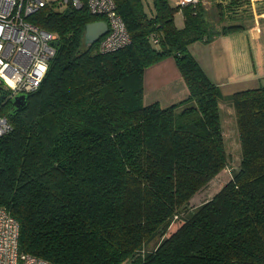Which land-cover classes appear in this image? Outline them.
<instances>
[{"label": "trees", "instance_id": "1", "mask_svg": "<svg viewBox=\"0 0 264 264\" xmlns=\"http://www.w3.org/2000/svg\"><path fill=\"white\" fill-rule=\"evenodd\" d=\"M113 2L130 42L109 53L101 38L83 45L86 25L103 20L86 8L30 18L59 46L24 107L10 118V101L0 109L11 124L0 137V207L19 224V251L53 264H264V86L231 95L239 165L189 207L228 154L219 88L188 47L241 29L234 21L251 1L216 3L218 29L201 2L153 0L149 13L142 0ZM166 58L188 97L145 105L144 72Z\"/></svg>", "mask_w": 264, "mask_h": 264}, {"label": "built area", "instance_id": "2", "mask_svg": "<svg viewBox=\"0 0 264 264\" xmlns=\"http://www.w3.org/2000/svg\"><path fill=\"white\" fill-rule=\"evenodd\" d=\"M198 2L179 0L177 6L181 9ZM61 6L64 10L86 8L89 13L103 17L108 31L98 43L101 53L113 52L129 44V34L113 0H0V86L7 91L0 109L15 96L34 92L43 81L56 55L58 37L34 25L30 18L40 9L59 10ZM150 39L157 44L156 37ZM10 130L8 118L0 114V137ZM19 232L17 220L0 207V264H53L21 253Z\"/></svg>", "mask_w": 264, "mask_h": 264}, {"label": "crops", "instance_id": "3", "mask_svg": "<svg viewBox=\"0 0 264 264\" xmlns=\"http://www.w3.org/2000/svg\"><path fill=\"white\" fill-rule=\"evenodd\" d=\"M219 1L214 0L212 5ZM199 2L208 6L206 9L209 12L211 1ZM238 14L234 23L243 24L241 29L217 36L207 44L196 42L188 47L208 78L219 88L224 140L227 137L226 121H229L230 129L231 124L233 130L234 124L236 126L233 108L228 101L231 95L264 86V0H253L250 8H239ZM175 25L179 28L183 26ZM143 89L145 105L158 103L165 108L188 97V90L173 58H166L145 70Z\"/></svg>", "mask_w": 264, "mask_h": 264}, {"label": "rangeland", "instance_id": "4", "mask_svg": "<svg viewBox=\"0 0 264 264\" xmlns=\"http://www.w3.org/2000/svg\"><path fill=\"white\" fill-rule=\"evenodd\" d=\"M144 4V8L149 13L150 7H152L153 0H142ZM179 0H168V3L170 6L175 7L177 5ZM211 1V5L209 12H207L206 18H207V24L208 27H212L215 29H218L220 26L216 21V17L213 16V13L215 12L214 10V0H207ZM208 6H206L207 8ZM64 7L61 6L59 8V11H63ZM174 22L178 26L183 25V19L182 15L179 11L176 12L175 17H174ZM222 129H223V124ZM226 138L224 140V144L226 151L228 152V165L226 169H224L220 174H218L212 181H210L204 188H202L199 192L195 194V196L190 200L189 202V207L191 209L199 206L203 202L209 200L212 198L221 188L224 186L231 177L232 172L238 167L239 165V160H240V148H239V139H238V132L236 129V126L234 124V130L231 124V129L229 128L230 123L227 120L226 121ZM235 132V133H234ZM224 135V132H223ZM227 139V143H226ZM157 243V240L152 242L148 247H146L147 250H151L155 247ZM123 264H127V262H124Z\"/></svg>", "mask_w": 264, "mask_h": 264}, {"label": "water", "instance_id": "5", "mask_svg": "<svg viewBox=\"0 0 264 264\" xmlns=\"http://www.w3.org/2000/svg\"><path fill=\"white\" fill-rule=\"evenodd\" d=\"M69 10L65 9L64 14H66ZM108 31V26L105 21H95L89 23L85 27L84 35H83V45L85 47H90L92 44L97 42L100 38H102ZM56 47L59 46V42H55ZM7 96V91L4 90L0 86V104ZM26 95H17L12 99L13 109L9 113L8 117L10 118L14 113L18 112L25 105Z\"/></svg>", "mask_w": 264, "mask_h": 264}, {"label": "flooded vegetation", "instance_id": "6", "mask_svg": "<svg viewBox=\"0 0 264 264\" xmlns=\"http://www.w3.org/2000/svg\"><path fill=\"white\" fill-rule=\"evenodd\" d=\"M10 103L12 104V100L10 101ZM5 106V105H4Z\"/></svg>", "mask_w": 264, "mask_h": 264}]
</instances>
